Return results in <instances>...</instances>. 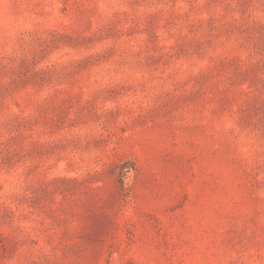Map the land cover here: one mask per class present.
I'll use <instances>...</instances> for the list:
<instances>
[{"label": "rangeland", "instance_id": "rangeland-1", "mask_svg": "<svg viewBox=\"0 0 264 264\" xmlns=\"http://www.w3.org/2000/svg\"><path fill=\"white\" fill-rule=\"evenodd\" d=\"M0 264H264V0H0Z\"/></svg>", "mask_w": 264, "mask_h": 264}]
</instances>
